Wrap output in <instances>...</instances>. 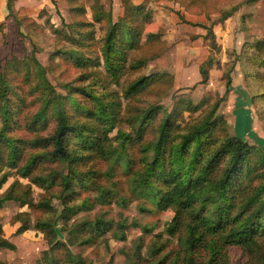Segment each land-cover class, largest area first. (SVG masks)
<instances>
[{"label":"rangeland","instance_id":"1","mask_svg":"<svg viewBox=\"0 0 264 264\" xmlns=\"http://www.w3.org/2000/svg\"><path fill=\"white\" fill-rule=\"evenodd\" d=\"M55 1L17 0L16 8L14 0V18L8 14L7 7V18L0 17V74L6 82L8 104H5L10 110L9 118L5 119L0 105V177L3 173L6 175L0 186V196L9 190L18 196L3 201L0 206V237L14 244L13 249L0 247V264H46L42 258L44 250L55 258H62L70 251L92 264H221L224 253H227L224 260L229 264H258L255 263L258 252L255 248L251 251L241 244L231 243L220 245L219 253L209 261L211 235H205L201 242L187 251L182 239L189 214L183 212L178 228L169 233L166 226L175 215L173 207H158V198L152 193L154 189L147 192L136 188L133 176L143 170L142 158L151 153V149L144 152L142 148L155 139L156 127L165 113H172L177 124L174 132H182L214 107L215 133L243 138L251 145L249 157L253 166H257L250 178L252 182L248 180L244 183L250 181L252 188L248 187L245 192L230 190V211L239 210L245 194L255 191L257 183L260 185L264 182V97L261 95L264 92V67L252 63L256 56H264V44L259 51L250 49L247 58L243 50L246 43L264 38V19L258 20L259 11L252 14L254 20H241L238 27H233L236 14L239 18L242 12H249L248 5H244L247 3L238 4L237 9H240L239 5L243 9L224 21L221 13L238 0H218L221 7L218 10L210 9L208 14L204 11L190 12L175 0H147L152 14L139 25L142 43L126 50V68L120 82L106 83L105 88L101 84H90L96 92L107 90L109 98H118L120 117L106 146L107 150L112 146L116 151L110 150L107 156L94 152L76 165L80 170H95L96 175L92 173L91 178L75 179L72 190L65 195L66 205L75 207V211L64 219L60 216L64 206L60 180L61 175L68 171V164L40 157L28 176L22 175L20 169L31 155L45 152V147L32 146L27 142L49 134L54 127L50 110L45 127L32 124V115L40 108L42 101L39 91L33 87L37 80L35 71H27L24 57L34 50V55L46 68L49 81L63 95L67 90L61 85L62 82L69 81L74 85L92 83L93 75L83 77L87 68L75 66L63 55L52 57L54 50L71 45L53 32V28H68L79 36L75 29L66 24L75 19L93 21L90 13L87 11L82 15L69 11L71 0ZM90 1L72 0L83 4ZM105 5L106 9L110 8ZM115 10L116 6L114 9L113 5L111 13L114 20ZM178 13L191 22H201L211 27L214 35L201 25L178 20ZM107 26L108 20L94 24L95 39L84 41L88 42L83 51L85 55H100L102 36ZM147 32H158L160 36L157 40H144ZM208 56L212 58V65L208 69L207 80L202 82L199 66ZM136 58H144V62L142 60V65L139 62V65L131 67L130 62ZM158 71L164 72L163 78L147 83L130 96L124 95V87L131 80ZM226 72L231 75L228 91ZM71 96L66 100L70 102L66 104V109L76 118L74 100L86 105L91 101L80 93H71ZM187 103H190V107ZM150 104L161 106L156 117L148 125L143 138L126 143L124 151L116 138L119 130L130 132L129 118ZM90 120L96 124L94 119ZM6 136L22 140L23 147L16 166L8 164ZM222 164L216 167L213 177L220 173ZM43 174L56 176L55 183L44 188L33 181V175ZM159 184L156 185L160 187ZM100 189H106L107 195L109 193L104 202L97 199ZM45 199L50 202V208L37 205ZM84 200L88 205L77 211ZM22 201H29L30 204H21ZM97 216L112 220L110 228L101 234L92 230V221ZM39 220H53L56 227L54 235L34 227ZM120 221L126 224L121 229L125 234L123 239L118 237ZM22 223L28 224L29 228L19 231ZM262 231L259 229L255 233L256 240L261 241L264 236ZM186 254L192 256V263L188 262Z\"/></svg>","mask_w":264,"mask_h":264},{"label":"trees","instance_id":"2","mask_svg":"<svg viewBox=\"0 0 264 264\" xmlns=\"http://www.w3.org/2000/svg\"><path fill=\"white\" fill-rule=\"evenodd\" d=\"M52 1L56 3L55 0ZM175 1L179 2L186 10L194 13L204 11L208 14L210 9L216 8L218 10L220 6L218 0H213L214 2L210 0ZM255 1L257 0H238L221 13V19L231 15L237 9L238 4L253 3ZM13 2L14 0H6V7L8 14L14 18L12 13ZM69 11L82 15L88 11L93 21L75 19L73 22L66 24L69 28L75 29L76 34L79 36L73 34L68 28L64 30L51 25L52 28L54 27L53 32L71 43L63 49L54 50L52 57L63 55L72 61L75 66L87 68L83 77L88 78L93 75L92 83L74 85L69 81L62 82L61 85L67 90V93L63 95L58 93L55 86L49 81L46 68L36 58L34 50H32L33 53L24 57L27 71L29 73L32 69L35 71L37 80L33 87L39 91V98L42 101L40 108L32 115V124L45 127L48 118L47 113L50 110L54 127L49 134L34 137L27 142L32 146L45 147V152L31 155L20 167L21 174L28 176L40 157L60 160L68 164V171L61 175L60 180L63 191L61 200L64 205L60 216L64 219H67L70 213L75 211V207L67 206L65 200V195L72 190L75 179L91 178L93 174L96 175L95 170L90 168L80 170L76 168V165L85 161L94 152L107 156L106 153L116 151L115 147L109 146L110 151L106 149V146H108L110 140V133L116 127L120 117L118 114V98L115 96V99L113 97L109 98L107 90L96 92L90 84H101L105 88L106 83L118 84L120 82L121 75L126 68V50L142 43L139 25L152 14L151 9L147 7V0L137 3L132 0H121L116 20L112 19L111 9H106L104 4L99 1H94L86 6L83 3H74L71 0ZM178 16L182 21L203 26L208 33L214 35L211 27L201 22H191L185 19L181 13H178ZM101 20H108V26L102 36L100 55H85L83 51L88 42L84 41L95 39L94 24L101 22ZM244 28L246 29V27ZM159 36L160 33L158 32H147L144 40L153 38L157 40L156 38ZM262 44H264V38H257L253 42L243 45L244 57L247 58V52L250 49L255 48L259 51ZM29 59L32 64H30ZM142 60L144 62V58H136L130 62V66L135 67L139 65V62L142 65ZM252 63L255 66L258 65V67H264V56H256ZM211 65V56H208L200 64L199 71L202 75V82L207 80L208 69ZM103 70L104 73H102ZM225 74L226 91H228L231 84V75L229 72ZM163 76L164 72L161 71L140 75L124 87L123 93L130 96L147 83L157 81ZM5 84L6 82L0 74V99L2 102L0 105L3 109L4 118L7 119L10 110L8 105L5 104L7 103V86ZM71 93H80L91 101V104L86 105L74 100L76 118H73V114H70L66 109V104H70L66 100L72 98ZM261 95L264 97V92ZM186 105L190 107V103ZM160 107L159 104L148 105L129 118L127 122L132 128L130 132L119 130L116 138L124 151L126 143H133L143 138L148 125L156 117ZM81 117L85 118L81 119ZM90 118L94 119L96 124L92 123ZM175 125L177 124L171 112L165 113L160 118L156 127L155 139L149 146L142 148L144 152L151 149V153L142 158L144 168L133 176V185L136 188L145 189L147 192L154 189L152 193L158 198V207H173L175 215L166 226L169 233H173L178 228L181 222L180 215L183 212L189 214V221L185 224L186 233L182 239L187 251L201 242L205 235H211L213 237L209 243V261L219 253L220 245L231 243L241 244L240 246L251 251L255 248V251H258L255 263L264 264V236L261 241L256 240L257 237L254 236L259 229H262L261 233H264V182L260 185L257 183L254 188L255 191H249L245 194L249 196L247 198L245 196L240 202L239 210L230 211V190L245 192L251 186L250 181L252 182V180L250 178L253 176L252 172L257 168V166H253L249 157L251 145L237 135L226 133L222 136L215 133L216 126L213 127L214 107L205 117L200 118L187 130L174 132ZM5 139L8 147V164L16 166L23 147L22 140L8 136ZM119 151L120 153L123 152L122 150ZM221 163L223 164L220 173L218 175L214 174L213 177L216 167ZM258 173L260 172L258 171ZM258 173L256 172L255 175ZM5 176V173H3L0 177V186L5 181ZM32 179L38 185L48 188L55 183L56 176L33 175ZM248 180L250 181L244 184ZM157 183H160V187L156 185ZM106 193V189L98 190V201L104 202L107 200L109 193L108 195ZM17 197L9 190L0 196V206L3 201L16 199ZM24 203L30 204L29 201L21 202V204ZM37 205L44 208L51 207L50 202L46 199L39 201ZM87 205V200L82 201L80 207H77V211ZM111 224L112 220L97 216L92 221V230L97 234H101L104 230L109 229ZM125 225L123 221L118 222V230L120 231L118 237L121 239L125 237L124 232L121 231ZM34 227L51 232L53 235L56 231L53 220H39L35 222ZM27 228L29 226L26 223H22L18 227L19 231ZM0 247L13 249L14 244L6 238L0 237ZM186 255L188 262L192 263V256L190 254ZM221 257V264H229L224 260V258L227 259V253H224ZM42 258L46 261V264H92L70 251L62 258H55L47 250H44Z\"/></svg>","mask_w":264,"mask_h":264},{"label":"crops","instance_id":"3","mask_svg":"<svg viewBox=\"0 0 264 264\" xmlns=\"http://www.w3.org/2000/svg\"><path fill=\"white\" fill-rule=\"evenodd\" d=\"M94 1L102 2L104 4V6H106L105 4L109 5L110 8H111V12H113V5H114V9H115V6H116V10H115L116 11V16L118 15L119 8H120V1L121 0H91L89 3H87V4L85 3V5L87 6L88 4H90V3L94 2ZM132 1L135 2V3H137V2H140L142 0H132ZM16 2H17V0H15V6H16ZM244 5H248V10L247 11H249V12H242V14H240L239 18L244 13H246V14L243 15L240 19L238 18V14H236L237 18L235 19V23H234V26L233 27H235V26L238 27V25L241 23V20L242 19H249V22H250V20L251 21L254 20V17H253L252 14L256 13V10L259 11V17H258L259 19L258 20H260V19L263 20L264 19V0H257V1H255L253 3H247V4H244ZM241 6L242 5H240L238 7L240 9H236L235 11H233V13L231 15H229L227 18H225L224 21H226L229 18L231 19V17L233 18L234 17L233 14L234 13H237V11H241V9H243V6L242 7ZM16 8H17V6H16ZM6 15H7V11H6V0H0V17L3 18V19H6L7 18ZM178 20H181V19L179 18ZM194 26H196V25H194Z\"/></svg>","mask_w":264,"mask_h":264}]
</instances>
